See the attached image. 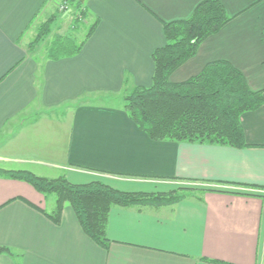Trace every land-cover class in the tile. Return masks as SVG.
I'll list each match as a JSON object with an SVG mask.
<instances>
[{"label":"crops","instance_id":"crops-1","mask_svg":"<svg viewBox=\"0 0 264 264\" xmlns=\"http://www.w3.org/2000/svg\"><path fill=\"white\" fill-rule=\"evenodd\" d=\"M77 1L0 0V148L28 135L27 148L49 156L43 165L55 177L27 170L75 185L100 182L155 195L199 190L173 206L112 207L104 250L85 236L68 205L55 225L41 213L53 210L52 198L0 177V247L11 251L0 264H264V103L241 116L245 142L256 146L243 149L153 141L123 110L126 95L151 85V55L165 43L162 23L188 19L206 0H84L80 8ZM216 1L232 19L170 82L226 61L252 91H264V0ZM61 2L97 25L79 53L52 60L31 43L35 27L63 19ZM62 107L69 128L45 131ZM31 136L46 137L47 146L33 148ZM15 198L23 201L8 203Z\"/></svg>","mask_w":264,"mask_h":264},{"label":"trees","instance_id":"trees-1","mask_svg":"<svg viewBox=\"0 0 264 264\" xmlns=\"http://www.w3.org/2000/svg\"><path fill=\"white\" fill-rule=\"evenodd\" d=\"M76 5L80 8V1ZM79 19L84 21L85 14L80 12L75 22ZM231 19L220 2L206 0L196 6L188 19L162 23L165 43L151 55L154 66L151 85L135 88L123 98V110L149 139L235 149L256 147L245 142L241 116L263 105L264 91H252L243 74L234 66L226 61H214L184 82L172 83L169 80L175 70L195 56L205 39L218 33ZM53 20L50 18L45 22L42 29L47 30ZM96 25L97 20L88 26L79 45H71L70 41L58 43L47 58L57 60L79 53ZM41 37L42 34H38L31 46ZM0 177L24 182L44 199L53 196V210L41 213L55 225H59L62 210L68 205L85 236L104 250L110 244L106 229L112 207L173 206L185 199L187 192L199 190L179 188L160 195L127 193L100 182L75 185L64 176L49 179L19 170L0 169ZM15 200L23 201L15 198L8 203ZM10 253L8 248L0 247V255Z\"/></svg>","mask_w":264,"mask_h":264},{"label":"rangeland","instance_id":"rangeland-1","mask_svg":"<svg viewBox=\"0 0 264 264\" xmlns=\"http://www.w3.org/2000/svg\"><path fill=\"white\" fill-rule=\"evenodd\" d=\"M80 1V0H79ZM84 2V1H83ZM81 2V3H83ZM67 2H61L58 4L57 11H58V17L63 18V19H55L53 23L50 25V27L46 29L43 28V24L35 27L34 34H36V37L38 34H42V37L40 41L33 46H31L32 49L38 51V53L41 55H48L49 52L55 48V46L58 43H63L64 41H70L71 45H79L80 42L84 39L87 31H88V25L86 24V20L79 21L75 20L78 18L80 11L73 10L72 6H68ZM73 10V11H72ZM64 12V13H63ZM73 12V13H72ZM61 13V14H60ZM65 18V19H64ZM46 19L43 18L40 21H45ZM46 32L45 35H43ZM33 36L31 37L30 41H32ZM34 42V41H33ZM32 45V44H31ZM170 80V79H169ZM83 99L86 98H81L78 100L83 101ZM65 107H62L61 109L54 111L53 116L54 118L56 116H60L61 118L57 119L53 124L50 129L45 130L48 132H51L54 134L58 130H63L65 128H69V120L68 118H64L65 114ZM62 114V115H61ZM53 123V122H52ZM58 123V124H57ZM36 135L40 133V130L37 132L35 130ZM28 135L23 136L22 134H19V136L15 139L12 137L10 144L12 142H18L19 144L17 145H10L5 148H0V169H3L4 171H28L27 169H31L34 171H37L39 173H45L46 175H49L51 177H55L52 175H55L54 173H50V171H55L53 169H50L49 167H45L43 164L44 163H50L47 159L50 158H45L49 156H44L43 153H32L29 151L27 148V139ZM39 136V135H38ZM32 140H30L32 147L36 148H41L42 146L45 147L47 146V138L42 136L41 138L37 139L35 142V137L31 136ZM51 139H54L51 138ZM9 143V140H8ZM51 143V141H50ZM39 156L38 158L35 157ZM51 160V159H50ZM57 171V170H56ZM6 179V178H5ZM186 188H191L194 189V187H186ZM196 189V188H195ZM48 198H53V196H50Z\"/></svg>","mask_w":264,"mask_h":264},{"label":"water","instance_id":"water-1","mask_svg":"<svg viewBox=\"0 0 264 264\" xmlns=\"http://www.w3.org/2000/svg\"><path fill=\"white\" fill-rule=\"evenodd\" d=\"M84 0H80V2H83Z\"/></svg>","mask_w":264,"mask_h":264}]
</instances>
